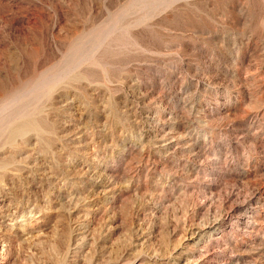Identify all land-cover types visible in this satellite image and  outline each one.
<instances>
[{
	"label": "rangeland",
	"instance_id": "rangeland-1",
	"mask_svg": "<svg viewBox=\"0 0 264 264\" xmlns=\"http://www.w3.org/2000/svg\"><path fill=\"white\" fill-rule=\"evenodd\" d=\"M0 264H264V0H0Z\"/></svg>",
	"mask_w": 264,
	"mask_h": 264
},
{
	"label": "bare ground",
	"instance_id": "bare-ground-1",
	"mask_svg": "<svg viewBox=\"0 0 264 264\" xmlns=\"http://www.w3.org/2000/svg\"><path fill=\"white\" fill-rule=\"evenodd\" d=\"M166 137H167V135H166V136L163 135V136H161V137L159 138V140L157 141L158 143L161 144V145H160L161 147H168L167 145L170 144V143H169V144H165V141L170 140L169 138L167 139ZM163 143H164V144H163ZM161 147H160V148H161Z\"/></svg>",
	"mask_w": 264,
	"mask_h": 264
}]
</instances>
